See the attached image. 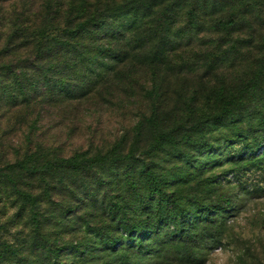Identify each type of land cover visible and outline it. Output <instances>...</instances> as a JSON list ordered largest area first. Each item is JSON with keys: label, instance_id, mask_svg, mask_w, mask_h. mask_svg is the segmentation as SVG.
<instances>
[{"label": "trees", "instance_id": "1", "mask_svg": "<svg viewBox=\"0 0 264 264\" xmlns=\"http://www.w3.org/2000/svg\"><path fill=\"white\" fill-rule=\"evenodd\" d=\"M233 1L0 0V264H202L200 247L221 245L231 200L223 193L194 195L184 205L177 194L164 193L165 181L148 166L139 172L142 193L129 192L136 182L114 180L110 215L96 216L88 170L110 163L108 153L67 155L60 138L62 128L72 137L64 123L75 108L138 96L145 87L140 71L149 77L160 70L166 77L188 73L187 55L207 56L209 69H216L219 56L210 54H227L228 48L207 46L199 35L234 28V15L219 17ZM146 93L153 96L145 121L153 131L161 129L158 145L195 143L176 130L196 129L208 115L180 127L167 118L160 127L169 88ZM262 147L264 140L248 149ZM51 178H61L63 186ZM7 207L15 208L8 217Z\"/></svg>", "mask_w": 264, "mask_h": 264}, {"label": "rangeland", "instance_id": "2", "mask_svg": "<svg viewBox=\"0 0 264 264\" xmlns=\"http://www.w3.org/2000/svg\"><path fill=\"white\" fill-rule=\"evenodd\" d=\"M229 15H234V28H218L199 35L207 46L213 43L228 48L227 54H210L219 56L214 62L216 69H209L212 60L207 56L187 55L188 73L181 71L179 75L175 70L166 77L160 70L149 77L140 71L145 87L138 96L120 95L94 109L75 108L69 112V122L64 123L67 128L71 125L72 137L67 139L69 130L62 128L60 140L67 155L77 151H87L89 155L108 153L110 163L96 164L88 170L87 181L93 184V195L98 197L96 216L101 215L104 220L110 215L108 205L117 189L114 180L122 185L136 182V191L129 192L142 193L144 183L140 182L139 172L148 166L165 181L164 193L177 194L184 205L194 195L217 197L223 193L231 200L228 210H224L232 215L227 221L229 229L221 245L200 247L199 254L206 257L202 264H264V147L255 153L248 149L255 141L264 140V0H235L219 17ZM158 86L169 88L168 107L183 109L172 116L164 107L160 127H164L167 118L169 125L176 127L208 115L196 129L176 130L194 137L195 143L180 140L178 147L171 142L158 145L161 129L153 131V126L145 121L150 115L148 100L153 96L146 92ZM185 105L190 107L186 109ZM191 107L198 111L193 112ZM250 157L260 159L259 163L251 166ZM51 179L64 184L61 178ZM192 187L195 194L188 195ZM14 211L15 208L7 207L6 217ZM2 213L0 209V217Z\"/></svg>", "mask_w": 264, "mask_h": 264}]
</instances>
